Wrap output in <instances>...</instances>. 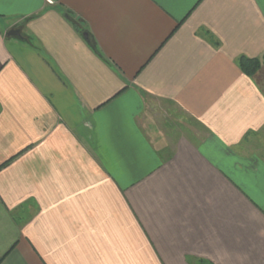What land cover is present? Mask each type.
Here are the masks:
<instances>
[{"label": "crops", "instance_id": "0c3cea01", "mask_svg": "<svg viewBox=\"0 0 264 264\" xmlns=\"http://www.w3.org/2000/svg\"><path fill=\"white\" fill-rule=\"evenodd\" d=\"M263 54L264 0H0V264H264Z\"/></svg>", "mask_w": 264, "mask_h": 264}, {"label": "trees", "instance_id": "16d2710c", "mask_svg": "<svg viewBox=\"0 0 264 264\" xmlns=\"http://www.w3.org/2000/svg\"><path fill=\"white\" fill-rule=\"evenodd\" d=\"M239 68L245 75L253 78L264 65V54L261 58L250 59L247 57H241L238 60Z\"/></svg>", "mask_w": 264, "mask_h": 264}, {"label": "rangeland", "instance_id": "374dc122", "mask_svg": "<svg viewBox=\"0 0 264 264\" xmlns=\"http://www.w3.org/2000/svg\"><path fill=\"white\" fill-rule=\"evenodd\" d=\"M258 75L262 79L261 87L264 90V65L261 67L260 71L254 77ZM247 142H249V146H247L249 150L255 151L254 149H258V151H261V153L264 154V131L259 134L252 135L250 139L247 138Z\"/></svg>", "mask_w": 264, "mask_h": 264}, {"label": "water", "instance_id": "95a60500", "mask_svg": "<svg viewBox=\"0 0 264 264\" xmlns=\"http://www.w3.org/2000/svg\"><path fill=\"white\" fill-rule=\"evenodd\" d=\"M13 34V33H12Z\"/></svg>", "mask_w": 264, "mask_h": 264}]
</instances>
